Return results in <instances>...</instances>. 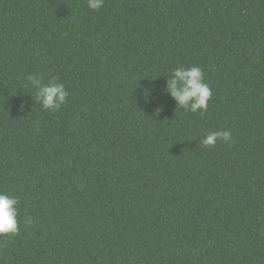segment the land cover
Returning a JSON list of instances; mask_svg holds the SVG:
<instances>
[{
    "label": "trees",
    "instance_id": "trees-1",
    "mask_svg": "<svg viewBox=\"0 0 264 264\" xmlns=\"http://www.w3.org/2000/svg\"><path fill=\"white\" fill-rule=\"evenodd\" d=\"M181 65L204 70L203 115L162 92ZM34 73L64 83L59 110ZM0 101L20 199L0 264H264V0H0Z\"/></svg>",
    "mask_w": 264,
    "mask_h": 264
},
{
    "label": "clouds",
    "instance_id": "clouds-1",
    "mask_svg": "<svg viewBox=\"0 0 264 264\" xmlns=\"http://www.w3.org/2000/svg\"><path fill=\"white\" fill-rule=\"evenodd\" d=\"M104 3L105 0H86L88 9L92 11H99ZM26 81L27 85L35 91V103L38 102L43 109L55 112L66 103L69 92L58 77L52 76L46 79L44 74L34 73L28 75ZM162 92L175 101L176 108L179 106L184 111L201 115L207 112L208 102L212 97V89L205 81L204 70L196 65L190 67L181 65L173 69L171 74L166 77ZM143 98L147 102L148 95ZM152 99H155V97H152ZM218 141L231 144L233 142L231 130L207 131L200 139L199 145L210 148L214 147ZM19 203L20 199L17 195L0 190V237L10 238L19 234L20 229L17 219ZM24 224L31 226L33 224L32 218L26 216Z\"/></svg>",
    "mask_w": 264,
    "mask_h": 264
}]
</instances>
